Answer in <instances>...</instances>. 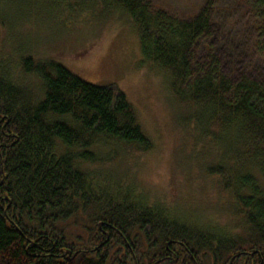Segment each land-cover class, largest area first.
<instances>
[{
    "label": "trees",
    "instance_id": "1",
    "mask_svg": "<svg viewBox=\"0 0 264 264\" xmlns=\"http://www.w3.org/2000/svg\"><path fill=\"white\" fill-rule=\"evenodd\" d=\"M20 3L67 20L117 13L138 26L144 60L168 75L189 132L225 159L207 171L226 183L235 221L174 219L134 185L99 175V163L112 160L98 147L114 142L127 154L152 146L126 95L54 61L23 57L16 71L0 54V264H68L74 256L82 264H157L172 254V264H264V82H234L209 44L200 56L213 33L212 4L185 19L148 0ZM248 4L264 26V0ZM35 75L38 97L21 83Z\"/></svg>",
    "mask_w": 264,
    "mask_h": 264
},
{
    "label": "rangeland",
    "instance_id": "2",
    "mask_svg": "<svg viewBox=\"0 0 264 264\" xmlns=\"http://www.w3.org/2000/svg\"><path fill=\"white\" fill-rule=\"evenodd\" d=\"M148 1L185 19L193 18L210 2L213 33L201 40L200 56H206L209 44L234 82L243 77L264 82V26L248 0ZM0 14V54L12 60L16 71L23 57L54 61L91 84L120 90L135 109L151 148L140 153L128 149L126 154L114 142L98 147L105 159L112 160L99 163V175L113 184L126 181L134 185L137 195L145 196L151 205L164 203L174 219L220 226L235 221L226 206V183L207 171L225 167V159L217 147L189 132L188 121L182 118L184 109L170 91L168 75L144 60L134 22L107 12L85 13L70 20L56 18L20 0H0ZM21 83L37 97L42 94L37 75ZM247 169L262 179L257 170ZM82 262L74 256L68 264Z\"/></svg>",
    "mask_w": 264,
    "mask_h": 264
},
{
    "label": "flooded vegetation",
    "instance_id": "3",
    "mask_svg": "<svg viewBox=\"0 0 264 264\" xmlns=\"http://www.w3.org/2000/svg\"><path fill=\"white\" fill-rule=\"evenodd\" d=\"M172 259H173V254H172V256H168L167 259L163 260V262L166 261V260L167 261H172ZM176 261H177V259H175L174 262H176Z\"/></svg>",
    "mask_w": 264,
    "mask_h": 264
},
{
    "label": "water",
    "instance_id": "4",
    "mask_svg": "<svg viewBox=\"0 0 264 264\" xmlns=\"http://www.w3.org/2000/svg\"><path fill=\"white\" fill-rule=\"evenodd\" d=\"M71 251H68V259H70L71 258Z\"/></svg>",
    "mask_w": 264,
    "mask_h": 264
},
{
    "label": "bare ground",
    "instance_id": "5",
    "mask_svg": "<svg viewBox=\"0 0 264 264\" xmlns=\"http://www.w3.org/2000/svg\"><path fill=\"white\" fill-rule=\"evenodd\" d=\"M98 7V6H97ZM97 10V9H96ZM95 13V12H94ZM92 18V17H91ZM114 164V163H113ZM115 180V179H114ZM182 254V253H181ZM183 255V254H182ZM155 258V257H154Z\"/></svg>",
    "mask_w": 264,
    "mask_h": 264
}]
</instances>
